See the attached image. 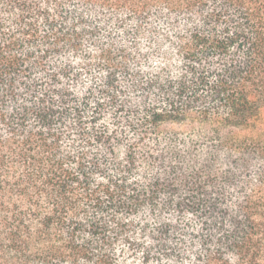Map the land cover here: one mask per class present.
<instances>
[{
	"label": "trees",
	"instance_id": "1",
	"mask_svg": "<svg viewBox=\"0 0 264 264\" xmlns=\"http://www.w3.org/2000/svg\"><path fill=\"white\" fill-rule=\"evenodd\" d=\"M0 264H264V0H0Z\"/></svg>",
	"mask_w": 264,
	"mask_h": 264
}]
</instances>
